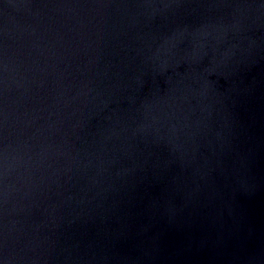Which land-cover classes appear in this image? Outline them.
<instances>
[{
    "label": "water",
    "instance_id": "95a60500",
    "mask_svg": "<svg viewBox=\"0 0 264 264\" xmlns=\"http://www.w3.org/2000/svg\"><path fill=\"white\" fill-rule=\"evenodd\" d=\"M0 264H264V0H0Z\"/></svg>",
    "mask_w": 264,
    "mask_h": 264
}]
</instances>
